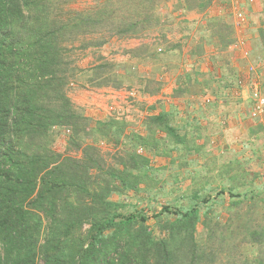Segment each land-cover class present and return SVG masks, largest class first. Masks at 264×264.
<instances>
[{
    "label": "trees",
    "instance_id": "1",
    "mask_svg": "<svg viewBox=\"0 0 264 264\" xmlns=\"http://www.w3.org/2000/svg\"><path fill=\"white\" fill-rule=\"evenodd\" d=\"M77 1L0 0V264H264V174L248 173L238 159L232 165L205 166L206 182L153 211L161 224L156 229L142 208L124 212L125 203L113 199L156 191L158 183L147 173L142 180L150 160L130 150L146 137L112 136L113 131L104 130L111 126L97 123L93 131L102 129L104 138L118 146L114 164L83 142H73L79 159L51 149L46 139L53 128L82 132L68 97L79 77L91 71L96 86H122L124 76L106 61L90 70L79 67L73 60L75 43L86 52L112 38L138 41L128 53L141 62L183 47L170 43L158 11L169 0H94L92 7L72 9ZM194 3L206 9L212 0ZM208 75L179 77L173 97L202 95L205 89L217 94ZM162 88L163 83L149 80L145 93L159 96ZM261 93L264 97V77ZM247 103L250 118L259 120L251 114L253 99ZM170 121L171 115L159 112L145 124L183 144L187 132L180 136L176 131L184 126H170ZM262 126L257 125L259 131ZM254 153V160H262L260 151ZM218 178L225 183L221 189L211 184ZM215 198L231 202L226 223L212 217L211 210L200 214Z\"/></svg>",
    "mask_w": 264,
    "mask_h": 264
},
{
    "label": "rangeland",
    "instance_id": "2",
    "mask_svg": "<svg viewBox=\"0 0 264 264\" xmlns=\"http://www.w3.org/2000/svg\"><path fill=\"white\" fill-rule=\"evenodd\" d=\"M203 1L207 3L208 0ZM93 5L94 0H79L71 8ZM195 5L194 0H169L161 5L158 11L166 22L164 29L170 43L182 42L183 47L172 49L155 60L132 59L128 51L138 47V41L112 38L101 49L87 53L75 43L73 60L79 67L90 70L103 63L101 60L106 61L114 67L115 73L124 76L122 86L119 89L96 86L99 84L93 80L94 72L84 73L68 90L74 112L81 119L79 129L82 132L76 133V128L68 126L55 127L46 139L50 141L51 149L64 157L79 159L82 154L73 151V142H83V145L97 147L105 161L114 164L118 146L104 138L102 129L93 131L97 123L111 126L110 130H104L113 131L112 136L114 132H121L122 137L127 135L134 140L146 137L144 144L130 150L150 160L142 180L146 179L147 173V177L158 183L156 191H152L151 196L129 192L127 196L115 195L113 199L125 203L124 212L135 213V207L142 208L149 218L148 224L156 229L161 224L154 219L153 211L159 212L164 203L175 202L184 190L191 191L194 185L206 182L205 166L216 162L232 165L236 158L248 173L264 174V131L257 128L261 124L264 128V123L250 118L247 103L248 98H252L255 84L263 96L264 0H212L206 9L199 10ZM239 11L244 13V22L236 26L235 14ZM215 31L220 35L215 37ZM222 38L227 42L222 43ZM167 47L161 49L165 51ZM197 73H209L207 78L211 80L212 88L219 92L212 94L211 90L205 89L202 95L189 92L175 99L174 93L180 87L179 77L188 74L195 77ZM149 80L163 83L159 96L145 93ZM153 106L155 110H150ZM159 112L171 115L170 126H184L176 131L180 136L187 132L183 144L178 145L172 136L146 126V119ZM150 130L153 133H149ZM255 151L263 154L262 160L261 157L254 160ZM236 173L240 178L241 173ZM217 175L214 173V178ZM222 183L220 178L211 180V184L219 185L220 189ZM226 199L220 202L215 198L207 207L202 206L201 216L211 210L212 217L226 223L231 211V202ZM245 253L253 255L252 252ZM222 258L224 256L219 259Z\"/></svg>",
    "mask_w": 264,
    "mask_h": 264
},
{
    "label": "built area",
    "instance_id": "3",
    "mask_svg": "<svg viewBox=\"0 0 264 264\" xmlns=\"http://www.w3.org/2000/svg\"><path fill=\"white\" fill-rule=\"evenodd\" d=\"M236 15V26H241L244 22V15L242 13H237ZM252 93V99L254 101V106L252 108L251 114L253 117L258 118L264 123V97L260 95L257 84Z\"/></svg>",
    "mask_w": 264,
    "mask_h": 264
}]
</instances>
